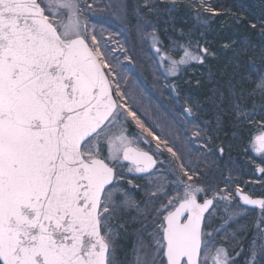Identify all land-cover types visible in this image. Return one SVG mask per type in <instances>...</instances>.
<instances>
[{"label":"snow or ice","instance_id":"obj_1","mask_svg":"<svg viewBox=\"0 0 264 264\" xmlns=\"http://www.w3.org/2000/svg\"><path fill=\"white\" fill-rule=\"evenodd\" d=\"M143 8L154 11L149 0ZM119 10L127 13L126 0ZM84 11L78 0H0V264H117L120 232L110 220L131 208L141 212L122 187L125 167L155 181L149 195L155 198L152 203L158 201L150 245L140 240L131 264H235L223 247L209 260L207 238L213 234L205 230L211 224L205 214L211 217L214 202L228 201L230 194L203 186L168 141L138 118L115 78L111 50L95 34L88 42V24L80 19ZM178 47L183 48L179 60L160 56L162 64L167 61L168 74L177 75L178 65L204 62ZM201 51L210 54L206 47ZM228 91L244 95L231 82ZM256 91L264 94V76L249 95ZM209 99L219 100L220 129L224 90L213 89ZM229 110L237 121L255 114L239 100H232ZM186 111L192 114L191 108ZM128 117L157 141L156 152L161 144L166 147L183 178L169 181L157 170L163 161L141 147L149 141L128 134ZM252 150L264 157V132L253 137ZM219 153H224L223 146ZM257 171L264 175V167ZM236 195L243 205L258 210L255 226L264 234V198L253 199L240 188ZM259 254L264 257V243ZM256 256L253 241L248 264H257Z\"/></svg>","mask_w":264,"mask_h":264},{"label":"trees","instance_id":"obj_2","mask_svg":"<svg viewBox=\"0 0 264 264\" xmlns=\"http://www.w3.org/2000/svg\"><path fill=\"white\" fill-rule=\"evenodd\" d=\"M134 1L137 5L127 10V19L122 15L121 21L111 26L120 31L116 39L121 41L122 62L131 66L125 83L120 84L130 93L128 103L132 107L136 102L138 118L189 162L203 186L230 194L237 202L234 192L238 188L251 197L264 198V175L255 171L264 167V161L250 150L252 138L264 129V94L256 91L249 95L257 78L264 76V0H150L154 11L143 8L144 0ZM152 22L154 27L149 29ZM147 30L165 53L176 52L184 37L200 33L202 48L210 54L204 55L203 63L190 62L168 78L145 39ZM229 82L236 93L244 95H231ZM217 87L224 90L226 110L220 129L216 125L221 114L216 107L219 100L209 99ZM232 100H239L249 111L254 109L255 114L237 121L229 110ZM186 108L192 109L190 116L185 115ZM149 138L150 148H156L157 141ZM160 148L171 155L163 144ZM254 238L249 232L243 244Z\"/></svg>","mask_w":264,"mask_h":264},{"label":"rangeland","instance_id":"obj_3","mask_svg":"<svg viewBox=\"0 0 264 264\" xmlns=\"http://www.w3.org/2000/svg\"><path fill=\"white\" fill-rule=\"evenodd\" d=\"M78 3L81 8L85 9L83 14L80 15V19L81 21L87 22L89 28L88 35L90 36L95 34L99 39L101 46L111 50L109 53L111 62L117 66L115 78L120 81L121 85H123L129 74L128 69L131 66L129 63H123L122 59L124 57L119 55L122 46L121 41H118L116 37L120 31H113L111 28L115 22L117 23L121 21L122 15L123 19H127L125 14H122L119 10L121 0H78ZM126 3L127 10L137 5L134 0H126ZM86 4H91L92 7L86 8ZM106 5H113L114 7H108ZM129 19H131L130 16ZM152 27H154L153 22L150 23L149 29H152ZM144 35L153 53L159 59L160 56L167 54L171 58L179 60L183 55V48L179 47L176 52L165 53L161 46V51L158 54L155 49L159 46L156 42V38L153 40V33L151 34V32L147 30V32H144ZM180 46L186 47L192 54L200 55L202 58H204V53L201 51L203 46L200 33L196 36L184 37L180 43ZM159 59H157V62L160 64L162 72L168 78L173 76L168 74L166 71L168 66L167 61L162 64ZM184 65H178V69ZM129 101L130 96L128 102ZM135 103L136 102L134 101L132 103L133 109L135 108ZM186 109L184 110L185 115L190 116ZM127 131L130 136L141 137V141L144 139L147 141L150 140L147 133L143 132L142 129H140L130 117L127 118ZM261 132H264V129L261 128V130L256 133L254 137ZM193 139H197V137L193 136ZM252 141L250 143L251 153L255 157L264 161V157L258 156L252 150ZM141 147L148 150L151 147L150 141L149 144H143L141 142ZM101 148L103 154H106V147L102 145ZM150 149L153 153H155L154 157L158 161H163V167H161V165L158 163L157 170L163 171L169 181L176 178L177 176L182 177V173L177 167L178 162H175L174 160L175 163H173L171 155L164 154L161 150L156 152V148ZM169 157L171 162L169 161ZM184 163L186 167L189 168V162L185 161ZM191 166L192 165H190V167ZM169 169H171V171H169ZM255 171L257 175L260 174L257 171V168ZM119 172L120 169H118V173ZM123 175L125 178L121 181L122 187L128 190L132 200L141 209V212L138 213L135 208L128 209L127 211H123L116 218L110 220V224L112 227L117 228L120 232V236L116 241L117 264H131L134 255V246L137 245L140 240H143L145 244L150 245L151 237L149 236V232H151L153 229V209L157 206L158 201H156V203H152L155 198L149 195V191L152 189L155 181L150 183L146 178H144L143 175L130 174L127 172L126 167L123 169ZM128 180H131L132 185H136L137 187L129 185ZM169 188H171L170 184ZM213 208L215 209L214 212L212 209L209 211L212 213L211 217H209L208 213L206 215V221L210 219L211 224L210 227L205 230L211 231L213 234L212 237L207 238L210 240V247L208 248L209 260H211V257L215 254V249L217 247H223L227 250L229 255L234 258L235 264H248L253 247V241H255L257 264H264V257L259 254V247L262 243H264V234H258L259 230L255 226L259 215L258 210L246 209L232 198H230L228 201H221L217 199L214 202ZM245 210H247V212ZM121 224H123V227H120ZM216 229H220V231L217 232L215 231ZM249 232L250 234H253L255 238L250 243L243 244L244 238L249 234ZM237 253H239V255H236Z\"/></svg>","mask_w":264,"mask_h":264},{"label":"water","instance_id":"obj_4","mask_svg":"<svg viewBox=\"0 0 264 264\" xmlns=\"http://www.w3.org/2000/svg\"><path fill=\"white\" fill-rule=\"evenodd\" d=\"M154 158H155V157H154ZM236 192H237V190H235L234 195H235V197L237 198L239 204H240L241 206H243V207L253 209L251 206L243 205L242 202L239 200V197L236 195ZM243 193H244V194H247V193H245V192H243ZM247 195H248V194H247ZM249 196H250V195H249ZM250 197H251V196H250ZM251 198H253V199H261L262 197H251ZM209 211H210V210H209ZM205 215H207V213H206Z\"/></svg>","mask_w":264,"mask_h":264},{"label":"flooded vegetation","instance_id":"obj_5","mask_svg":"<svg viewBox=\"0 0 264 264\" xmlns=\"http://www.w3.org/2000/svg\"><path fill=\"white\" fill-rule=\"evenodd\" d=\"M202 202V201H201ZM248 209H251V208H248ZM253 210H256V209H253Z\"/></svg>","mask_w":264,"mask_h":264}]
</instances>
